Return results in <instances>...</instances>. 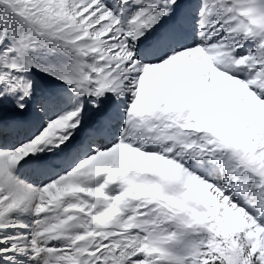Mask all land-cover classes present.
Masks as SVG:
<instances>
[{
  "label": "snow or ice",
  "instance_id": "1",
  "mask_svg": "<svg viewBox=\"0 0 264 264\" xmlns=\"http://www.w3.org/2000/svg\"><path fill=\"white\" fill-rule=\"evenodd\" d=\"M0 264H264V0H0Z\"/></svg>",
  "mask_w": 264,
  "mask_h": 264
}]
</instances>
